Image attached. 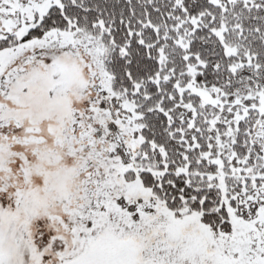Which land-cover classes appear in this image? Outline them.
I'll list each match as a JSON object with an SVG mask.
<instances>
[{
    "label": "snow or ice",
    "instance_id": "obj_1",
    "mask_svg": "<svg viewBox=\"0 0 264 264\" xmlns=\"http://www.w3.org/2000/svg\"><path fill=\"white\" fill-rule=\"evenodd\" d=\"M0 264H264V0H0Z\"/></svg>",
    "mask_w": 264,
    "mask_h": 264
}]
</instances>
